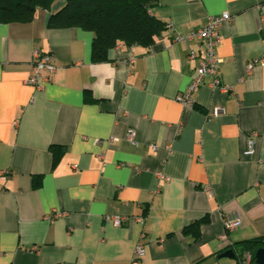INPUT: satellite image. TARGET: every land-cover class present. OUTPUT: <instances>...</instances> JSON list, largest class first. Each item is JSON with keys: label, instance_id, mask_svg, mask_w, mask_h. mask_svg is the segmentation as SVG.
Here are the masks:
<instances>
[{"label": "crops", "instance_id": "obj_1", "mask_svg": "<svg viewBox=\"0 0 264 264\" xmlns=\"http://www.w3.org/2000/svg\"><path fill=\"white\" fill-rule=\"evenodd\" d=\"M262 1L158 0L150 13L165 30L132 43L131 63V44L95 60L93 32L48 27L62 0L29 21L0 22V264H238L219 255L264 239V67L245 70L264 54ZM223 12L231 19L216 52L228 89L207 77L184 107L176 96L197 66L186 56L200 52L173 35ZM35 50L55 64L40 89L25 83ZM215 107L222 113L207 119ZM252 133L255 151L244 156ZM230 213L240 223L224 237ZM202 217L194 238L189 224Z\"/></svg>", "mask_w": 264, "mask_h": 264}, {"label": "trees", "instance_id": "obj_2", "mask_svg": "<svg viewBox=\"0 0 264 264\" xmlns=\"http://www.w3.org/2000/svg\"><path fill=\"white\" fill-rule=\"evenodd\" d=\"M59 0H0V22L29 21L37 9L50 10ZM158 0H62V4L50 13L48 27H80L93 32L92 57L106 58L107 50L118 43L134 42L151 44L165 30V23L150 13ZM52 148V146H51ZM206 217L189 224L194 238ZM186 227L184 228V230ZM235 257L249 253L254 260L255 251L264 245L262 237L245 239L237 243Z\"/></svg>", "mask_w": 264, "mask_h": 264}, {"label": "built area", "instance_id": "obj_3", "mask_svg": "<svg viewBox=\"0 0 264 264\" xmlns=\"http://www.w3.org/2000/svg\"><path fill=\"white\" fill-rule=\"evenodd\" d=\"M257 9L260 15L261 30L264 35V1L257 5ZM231 17L228 12H223L216 16H209L205 24L190 33L183 35L175 32L173 35V41L175 42H185L190 44L195 42L197 50L200 54H197L194 50H189L186 60L190 61L196 59L197 66L193 77L190 79L186 88L176 96V100L184 107H194L196 104L195 94L199 87L204 84L205 78L209 77L210 81L208 84L211 88H219L220 90L227 91V86L221 83L219 77V65L221 59L218 57L216 49L218 43L221 39L220 28L224 22L230 21ZM133 44L128 46L127 62H133L134 58L130 55ZM255 66L264 67V54L259 58H254L246 63L245 70L247 73L251 72ZM55 71L54 58L49 53H43L40 50H35L33 54L32 61V71L25 79V83L32 85L35 89H40L42 87V81L44 80L43 73L47 75ZM222 108L215 107L210 109L206 113V118H211L218 116L222 113ZM134 130H128L126 138L133 142L134 141ZM255 137L256 134L252 133L246 137L245 147L243 150L244 156H250L255 151ZM96 143H101L102 140H95ZM156 148L155 145H152ZM105 220L112 222V224L118 226L124 221L123 218L118 216L104 217ZM240 223V218L237 213H230L224 217V233L223 236L226 237L229 232H232ZM145 250L141 245L135 247L134 257L140 258L143 256ZM249 257L245 254L238 259V264H248Z\"/></svg>", "mask_w": 264, "mask_h": 264}, {"label": "water", "instance_id": "obj_4", "mask_svg": "<svg viewBox=\"0 0 264 264\" xmlns=\"http://www.w3.org/2000/svg\"><path fill=\"white\" fill-rule=\"evenodd\" d=\"M219 257L234 258L235 257L234 250L231 248L226 249L219 255ZM254 258H255V264H264V247L258 248L255 251Z\"/></svg>", "mask_w": 264, "mask_h": 264}]
</instances>
